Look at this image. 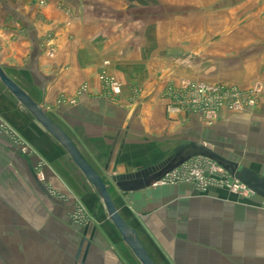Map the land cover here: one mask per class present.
<instances>
[{
    "label": "crops",
    "instance_id": "crops-1",
    "mask_svg": "<svg viewBox=\"0 0 264 264\" xmlns=\"http://www.w3.org/2000/svg\"><path fill=\"white\" fill-rule=\"evenodd\" d=\"M113 1L120 0H0V67L70 137L105 181L120 216L155 264L161 257L179 259L180 252L182 256L195 248L203 234L202 219L216 233H221V227L224 233H246L257 223L254 206L264 200L252 193V206H243L223 191L201 197L184 185H155L132 193L118 190L116 180L158 167L156 163L168 159L164 158L171 146L179 142L205 145L200 140L209 141L210 127L197 114L165 112L167 86H176L182 77L194 78L185 68L190 63L183 60L181 65L183 55L171 38L162 40L159 24L117 22L116 14L121 19L126 11L107 7ZM242 30L237 26L231 33L239 35ZM262 40L264 32H258L251 46L259 48ZM102 74L120 85L118 94L106 90L99 79ZM83 86L87 90L80 93ZM263 102L257 104L258 111L264 109ZM0 122L32 151L34 161L46 164L51 187L70 193L87 209L90 198L92 211L97 215L103 211L102 223L95 218L92 244L96 249L105 244L102 249L107 256H117L112 246L124 243L92 186L1 83ZM0 138L13 146L10 137ZM219 155L264 182V163ZM91 250L101 256L94 246Z\"/></svg>",
    "mask_w": 264,
    "mask_h": 264
},
{
    "label": "rangeland",
    "instance_id": "rangeland-1",
    "mask_svg": "<svg viewBox=\"0 0 264 264\" xmlns=\"http://www.w3.org/2000/svg\"><path fill=\"white\" fill-rule=\"evenodd\" d=\"M107 7L126 11L121 19L120 15L115 17L117 22L124 20L123 24L127 21L153 27L159 24L162 40L171 38L178 53L183 55V59H179L181 65H184L183 60L190 63L185 68L194 78L182 77L184 79L176 86L168 85L164 92L166 98L169 89L178 90L187 83L228 87L242 94L249 93L257 85L264 89V40L259 48L257 44L251 46L258 32H264V2L120 0L108 3ZM237 26L243 28L242 33L233 35L231 32ZM185 42L188 45H184ZM238 42L249 46L239 48ZM260 100L264 97H258L252 108L244 111L223 105L209 120L194 111H182L176 116L189 113L201 117L210 130L209 141L201 139L200 142L204 141L205 146L216 153L264 163V109L258 111ZM2 135L10 137L13 146L0 138V264H139L119 241L111 251L117 256L111 253L108 257L102 249H106L105 244L96 249L92 244V232L96 217L98 223L103 222V211L98 215L93 212L90 198L87 199L90 209H87L70 193L51 187L46 178V164L41 159L34 161L32 151L0 122ZM186 143L171 146L164 159L172 157L176 149ZM159 164L162 163L155 166ZM180 185L188 186L201 197L214 190L223 191L233 198L232 202L252 206L248 192L233 193L216 185L201 192L182 181L169 187ZM260 202L254 206L258 211L257 223L246 233H224V227L221 233H216L207 220L202 219L203 234L195 248L184 251L182 256L180 252L179 259L161 257L158 264H174L173 261L181 264H264V200ZM109 236L113 238V234ZM91 246L95 252L100 251L101 256L94 254Z\"/></svg>",
    "mask_w": 264,
    "mask_h": 264
},
{
    "label": "water",
    "instance_id": "water-1",
    "mask_svg": "<svg viewBox=\"0 0 264 264\" xmlns=\"http://www.w3.org/2000/svg\"><path fill=\"white\" fill-rule=\"evenodd\" d=\"M0 83L33 118V120L50 135L63 149L78 171L92 186L101 201L108 221L113 225L124 245L130 250L139 264H155L141 244L137 233L128 226L117 210L105 181L81 155L70 137L41 109L18 85L11 81L0 67ZM193 158L209 160L224 170L230 177L244 185L250 193L264 199V182L251 172L240 169L238 164L230 161L205 145L188 142L176 149L174 155L156 168H149L136 175L116 180L118 190L132 193L157 185L170 172Z\"/></svg>",
    "mask_w": 264,
    "mask_h": 264
},
{
    "label": "built area",
    "instance_id": "built-area-1",
    "mask_svg": "<svg viewBox=\"0 0 264 264\" xmlns=\"http://www.w3.org/2000/svg\"><path fill=\"white\" fill-rule=\"evenodd\" d=\"M106 90L115 95L119 93L120 85L105 74L100 76ZM87 90L81 87L80 93ZM258 97H264V89L257 85L249 93L242 94L234 89L203 84H184L180 89L167 91L166 111L168 114L177 115L182 111H194L204 115L206 119L212 118L223 105L235 111L251 109ZM193 185V189L204 192L209 186L216 185L229 189L233 193L239 190L250 191L213 162L203 158H193L177 169L170 172L157 185L173 186L177 182Z\"/></svg>",
    "mask_w": 264,
    "mask_h": 264
}]
</instances>
